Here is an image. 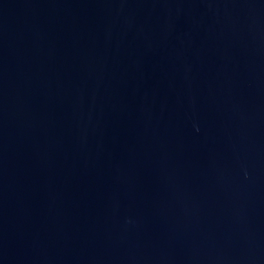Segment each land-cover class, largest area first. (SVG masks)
<instances>
[{
	"label": "water",
	"instance_id": "water-1",
	"mask_svg": "<svg viewBox=\"0 0 264 264\" xmlns=\"http://www.w3.org/2000/svg\"><path fill=\"white\" fill-rule=\"evenodd\" d=\"M0 264H264V0H0Z\"/></svg>",
	"mask_w": 264,
	"mask_h": 264
}]
</instances>
